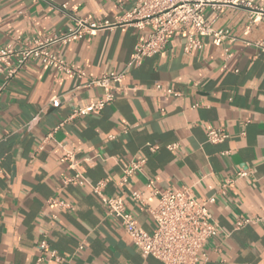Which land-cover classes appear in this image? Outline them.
Listing matches in <instances>:
<instances>
[{
    "label": "crops",
    "instance_id": "obj_1",
    "mask_svg": "<svg viewBox=\"0 0 264 264\" xmlns=\"http://www.w3.org/2000/svg\"><path fill=\"white\" fill-rule=\"evenodd\" d=\"M61 4L67 9L61 11ZM133 5L0 0V49L9 41L18 48L66 31L75 25L73 16L114 23L58 51L89 78L126 70L123 84L135 88L97 114L71 116L102 90L38 59L10 80L0 94V264H163L141 255L89 186L63 185L74 172L66 151L74 168L90 182L103 181V193L120 196L148 233L155 227L148 208L156 206L159 192L188 186L199 200L213 197L207 206L219 233L203 245L198 264H264V51L257 45L264 47V19L252 24L248 10L221 7L214 27L229 36L220 45L199 37L201 48L185 53L186 36L176 32L163 50L127 68L134 45L148 32L123 21ZM256 5L264 8V0ZM155 84L178 95L155 90ZM212 127L228 137L208 142ZM140 159L143 164L120 184L124 168ZM239 168L247 176L222 188ZM133 192L142 194L141 201ZM53 197L71 208L48 206ZM239 217L251 221L237 227ZM41 240L65 260L50 259Z\"/></svg>",
    "mask_w": 264,
    "mask_h": 264
},
{
    "label": "built area",
    "instance_id": "obj_2",
    "mask_svg": "<svg viewBox=\"0 0 264 264\" xmlns=\"http://www.w3.org/2000/svg\"><path fill=\"white\" fill-rule=\"evenodd\" d=\"M133 8L126 12L123 21L133 25L137 29L147 28L145 40L134 45L133 52L126 66L131 67L139 63L143 58L153 56L163 50L170 37L176 32L185 34L183 44L185 53L200 49L202 42L199 37L207 38L212 44L220 45L228 36V30L215 28L214 23L218 17L217 11L224 6L241 7L248 10L250 23H256L264 19V8L256 5V0H132ZM67 4H61L59 9L64 11ZM210 8L214 11L207 16L205 11ZM75 25L66 31L33 41L28 45L15 47L12 42H7L0 49V75L3 81L0 83V94L15 77L22 66L30 59H38L48 67L62 74L86 78V88H100L102 96L84 106L72 110L71 116L83 114H97L102 108L112 101L116 95L126 94L134 87L123 84L126 70L121 72L110 71L99 78H89L85 72L74 63L64 59L58 51V47L78 40L85 35H93L97 30L107 28L114 23L108 20L95 21L89 18L73 16ZM262 51V43L257 44ZM155 90L165 94L178 95L171 88L163 89L159 84L154 85ZM59 100H52L53 106H58ZM207 140L211 143L222 142L228 134L222 128L212 127L206 132ZM169 149L176 144L167 145ZM65 159L71 161L70 167L73 174L62 179L63 185H87L92 193L100 199L105 207V214L119 221L129 236L131 242L139 248L143 257H152L163 264H198L200 251L207 240L219 233V227L215 223L208 204L214 198L197 199L191 193L190 187L182 186L175 190H163L157 195V204L149 207L155 227L148 233L137 225L133 214L125 207L120 196H107L103 193L105 183L103 181L90 182L80 171L74 168L75 163L72 153L66 151ZM144 160L130 162L123 170L120 184L127 181L128 177L143 164ZM247 170L239 168L234 177L225 178L222 188L230 187L237 177L247 176ZM150 187V184L147 185ZM141 193L133 192L132 198L141 201ZM46 204L60 209L71 208L70 204L58 197L49 198ZM251 221V218L239 217L236 226H242ZM39 247L48 257L54 261L62 262L65 257L48 247L46 240H41ZM83 246L79 245L78 249Z\"/></svg>",
    "mask_w": 264,
    "mask_h": 264
}]
</instances>
